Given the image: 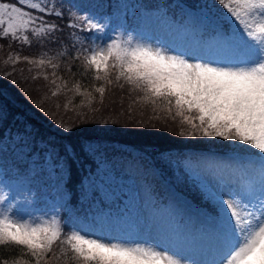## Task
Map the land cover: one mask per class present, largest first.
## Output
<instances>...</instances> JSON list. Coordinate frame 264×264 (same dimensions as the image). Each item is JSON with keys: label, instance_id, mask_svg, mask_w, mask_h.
<instances>
[{"label": "snow or ice", "instance_id": "6c2138e0", "mask_svg": "<svg viewBox=\"0 0 264 264\" xmlns=\"http://www.w3.org/2000/svg\"><path fill=\"white\" fill-rule=\"evenodd\" d=\"M215 3V34L206 37L202 29L184 27L170 37L184 49L173 54L171 45L115 32L91 15L66 13L54 0L0 2V41L7 40L9 49L4 64L38 69L32 78L47 81L52 97L74 93L81 97L77 107L95 113L100 109L92 107L93 93L103 105L113 87L127 88L130 95L138 94L135 103L151 107L150 120L176 123L180 137L219 138L246 149L220 180L224 194L208 191L215 207L213 226L192 241L168 209H153L147 218L135 220L94 217L90 229L66 231L67 222L56 209L70 211L68 183L74 167L83 171L84 197L97 194L107 200L114 195L115 162L97 146L85 150L91 164L83 165L71 144L38 138L28 124L0 134V161L11 159L0 163V184L12 193L0 191V249L8 253L0 255V264H264V0ZM53 17L71 29L70 42L61 39L63 27ZM148 26L138 22L136 30ZM117 27L124 28L125 22ZM33 46L35 55L21 54ZM72 99L64 104L66 112ZM57 126L72 131L63 122ZM198 164L189 161L188 166L195 173ZM204 167L217 165L205 162ZM33 186L51 190L52 212L36 216L26 211ZM105 230L150 239H111Z\"/></svg>", "mask_w": 264, "mask_h": 264}, {"label": "trees", "instance_id": "16d2710c", "mask_svg": "<svg viewBox=\"0 0 264 264\" xmlns=\"http://www.w3.org/2000/svg\"><path fill=\"white\" fill-rule=\"evenodd\" d=\"M102 0H54L55 3L63 5L64 11L77 12L84 14L90 9L99 11ZM176 1L186 8L198 11L205 8L208 12L209 7L217 8L215 0H133L125 4V0H105V11L108 14L115 13V16L123 18L125 25L131 24L135 15L139 14L143 7L152 8L156 2L163 3ZM0 2L17 3V0H0ZM19 6V5H18ZM133 12V13H132ZM134 14V15H133ZM133 15V18H132ZM53 22L63 27L61 39L70 42L68 33L71 29L65 26L62 20L52 18ZM125 34L129 33L128 28H121ZM130 31H132L130 29ZM3 50H0V112L3 113V121L0 122V134L7 135L9 130H22L25 124L30 125L38 134V138L51 140L57 145L71 144L83 165H90L91 161L87 159L85 150L89 147L99 146L101 150L116 164V179L111 187L120 188L122 178L128 176L129 172L136 169L138 165L150 166L155 168L157 176L163 182L169 183L173 188L179 191L183 196L192 200L200 208L205 207L214 211L203 200L200 190L197 189L196 181L190 176L183 164V160L188 157L195 158L196 152L208 151L226 156L241 155L246 149L243 146L226 142L219 138H184L178 135V125L172 121L150 120L152 115L151 107H145L142 104L135 103L136 93L129 94L127 88L121 90L113 87L110 92H106L104 103L100 105L99 95L93 93L96 100L93 101L92 107L99 108V112H89L88 107H77L81 102V97L75 96L74 93H61L56 97L51 96L50 88L52 87L42 77L33 79L35 72L28 71L29 66L19 63L13 69L10 65L6 66L3 58L9 51L8 41L3 40ZM19 48L15 43L13 50ZM35 46L32 48L24 47L22 55L33 56L37 53ZM8 73H11L10 75ZM63 75V73H61ZM91 77L92 72H89ZM69 79L68 76L64 77ZM79 78V77H77ZM70 85H71V81ZM83 83V81H82ZM87 83H93L88 79ZM100 83V82H95ZM74 97V99H72ZM68 99H72L69 110L66 112L64 104ZM57 104L60 105L57 108ZM85 105L87 101L85 100ZM131 105V108H129ZM77 113L81 115L78 117ZM87 113L85 120L83 114ZM107 119L109 123L101 121ZM115 121V122H112ZM63 122L70 127L72 131L65 133L57 125ZM132 151L136 156L132 155ZM3 164H10V157L0 161ZM183 163V164H182ZM83 171H77L74 167L72 179L68 183L70 200L68 209L65 213L64 208L58 209L62 220L68 222L74 215L88 220V214L96 209L102 211L109 208L110 211L118 209L120 204V194L113 195L111 199H102L97 194H90L87 198L80 189V178ZM188 175L191 177L189 178ZM154 181H158L157 177ZM195 183V187L194 184ZM37 193L38 186H35ZM51 192V190H48ZM52 197V196H51ZM66 225V231L68 229ZM11 250H9L10 252ZM0 255H8L3 249H0Z\"/></svg>", "mask_w": 264, "mask_h": 264}, {"label": "rangeland", "instance_id": "374dc122", "mask_svg": "<svg viewBox=\"0 0 264 264\" xmlns=\"http://www.w3.org/2000/svg\"><path fill=\"white\" fill-rule=\"evenodd\" d=\"M133 0H125V4H128ZM100 6L99 11L90 9L84 12L83 15H91L102 22H106L109 29H115V32H124L121 27H117L123 21V18L119 19L115 13L108 14L105 11L106 2L102 0L98 4ZM208 12L205 8H200L198 11L186 8L184 5L173 2H164L154 4L152 8L143 7L139 14L135 15L128 27L129 33L136 39H142L148 43H159L163 46L171 45L170 51L173 54H179L182 49L178 42L171 40L172 35L178 34V30L189 27L193 29H202L206 37L215 34L214 29L218 21V14L215 8ZM147 22L148 27L141 31L136 30L138 22ZM223 23V21H219ZM130 29L132 31H130ZM126 34V35H127ZM132 155L136 156V153L132 151ZM235 156H226V154L213 153L208 151H199L195 153V158L190 159L186 157L183 162V166L187 169L185 172H189L190 176L194 178L197 184V189L203 197V200L214 210L211 211L208 208H200L192 200L183 196L179 191L173 188L169 183L163 182L157 176L155 168L150 166L138 165L136 169L129 172L128 176L122 178L120 188L114 189L117 194H120V204H118L117 212L113 213L109 208L99 210L94 205V210L88 214V220L80 218L78 216H72L67 225L69 228H83L88 230L92 227V221L94 217L104 216L109 219L126 218L128 220H135L138 217L147 218L153 209H168L173 215H175L179 223L182 225L186 235L192 241L200 238V236L208 232L212 226V218L215 216V207L213 202L208 198V191L217 192L220 195L224 194L225 186L220 183L222 178L226 179L228 175L229 166L235 165L237 160ZM189 161L194 164L199 162L195 168V173L189 168ZM205 162H214L216 168L204 167ZM189 175L188 177L191 178ZM157 177L158 181H154ZM195 187V183L192 182ZM0 191L5 195L11 196L12 193L0 184ZM37 193L35 186L31 189V195L28 197V202L24 204L27 212L33 213L36 216H41L53 211L51 192H45L44 188L38 186ZM58 211V209H56ZM67 210L64 209L65 213ZM78 217V219H77ZM103 235L106 238L117 239L127 238L136 241L149 240L150 238L145 234L137 233H124L120 230L109 231L105 230Z\"/></svg>", "mask_w": 264, "mask_h": 264}]
</instances>
